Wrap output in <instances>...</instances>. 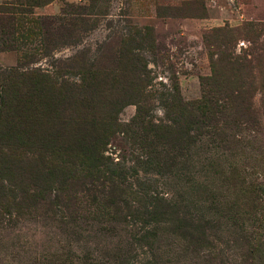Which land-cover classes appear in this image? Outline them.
I'll return each mask as SVG.
<instances>
[{"label":"rangeland","instance_id":"374dc122","mask_svg":"<svg viewBox=\"0 0 264 264\" xmlns=\"http://www.w3.org/2000/svg\"><path fill=\"white\" fill-rule=\"evenodd\" d=\"M40 1L47 3L32 14L49 19L50 34L73 42L36 53L21 68L84 59L115 69L119 38L130 26H149L154 51L142 56L151 77L150 120L170 129L150 139L152 162L145 164L146 150L135 143L130 123L135 105L125 104L116 116L119 130L101 152L114 176L47 180L36 167L24 165L20 176L0 167V264H264L261 95L241 115L226 104L199 132L172 131L165 107L173 85L182 106L204 102L210 67L203 35L264 23V0ZM187 3V12L167 9ZM246 46L237 41L235 52ZM17 54L0 51V68L17 66Z\"/></svg>","mask_w":264,"mask_h":264},{"label":"trees","instance_id":"16d2710c","mask_svg":"<svg viewBox=\"0 0 264 264\" xmlns=\"http://www.w3.org/2000/svg\"><path fill=\"white\" fill-rule=\"evenodd\" d=\"M197 2L192 3L199 5ZM45 3L17 0L0 4V51L19 53L17 66L0 68L1 172L20 176L26 165L30 170L36 167L47 180L55 176L98 179L106 173L112 175L101 152L108 136L119 130L116 116L125 104L135 105L130 122L137 129L135 143L146 150L145 164H151L150 139L170 129L153 125L149 115L147 102L152 94L147 88L151 77L142 53L154 51L152 28L130 26L119 38L115 69L88 64L84 59H69L51 69L21 68L33 62L36 53L45 54L73 42V37L62 40L50 34L46 28L49 19L32 14L33 7ZM189 8L187 3L167 9L172 14ZM198 8L203 9L201 5ZM239 40L247 46L236 53ZM203 42L210 67L204 102L182 106L173 85V98L165 105L171 110L167 118L172 131L199 132L210 120L215 121V114L224 113L226 104L235 105L230 109L232 115H241L256 93L264 101V23L213 28L203 35ZM193 110L201 115H192Z\"/></svg>","mask_w":264,"mask_h":264}]
</instances>
